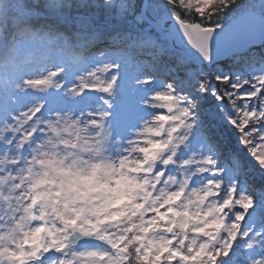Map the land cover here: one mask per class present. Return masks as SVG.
Here are the masks:
<instances>
[{"label": "snow or ice", "instance_id": "1", "mask_svg": "<svg viewBox=\"0 0 264 264\" xmlns=\"http://www.w3.org/2000/svg\"><path fill=\"white\" fill-rule=\"evenodd\" d=\"M0 264H264V0H0Z\"/></svg>", "mask_w": 264, "mask_h": 264}, {"label": "trees", "instance_id": "2", "mask_svg": "<svg viewBox=\"0 0 264 264\" xmlns=\"http://www.w3.org/2000/svg\"><path fill=\"white\" fill-rule=\"evenodd\" d=\"M70 2H74V0H70ZM254 51H259V49H255ZM257 186L259 187V183L257 184Z\"/></svg>", "mask_w": 264, "mask_h": 264}]
</instances>
